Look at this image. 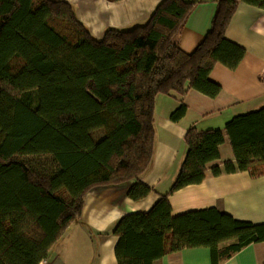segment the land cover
<instances>
[{"label":"trees","instance_id":"1","mask_svg":"<svg viewBox=\"0 0 264 264\" xmlns=\"http://www.w3.org/2000/svg\"><path fill=\"white\" fill-rule=\"evenodd\" d=\"M239 1L264 9V0L218 1L208 35L189 55L181 38L196 4L185 0H164L145 23L108 29L102 40L67 2L0 0V264H41L81 219L94 189L130 184L135 202L153 193L143 178L155 155L157 98H180L171 115L179 122L191 90L210 98L221 93L209 79L212 69L235 70L246 53L226 38ZM226 138L237 161L225 165L228 173L264 174V107L234 117L224 131L191 127L169 194L106 233L118 238V264H156L202 247L220 264L264 242V224L218 208L172 213L169 195L203 183Z\"/></svg>","mask_w":264,"mask_h":264},{"label":"crops","instance_id":"2","mask_svg":"<svg viewBox=\"0 0 264 264\" xmlns=\"http://www.w3.org/2000/svg\"><path fill=\"white\" fill-rule=\"evenodd\" d=\"M74 6L78 21L102 40L108 29H127L145 23L164 0H53ZM196 4L181 38V49L191 55L208 35L221 0H185ZM226 38L245 49L240 65L231 70L222 64L212 69L209 79L222 91L210 98L191 90L183 100L188 106L179 122L171 120L180 98L158 96L155 111L156 148L153 165L143 182L153 193L135 202L131 185L99 188L84 199L81 219L67 229L41 264H118V238L106 235L123 217L149 212L161 196L169 194L187 155L185 136L191 127L199 131H224L234 117L264 107V9L239 1ZM220 158L208 164L205 181L173 192L169 200L174 216L218 208L236 220L264 224V174L254 177L225 165L237 161L228 138L219 148ZM221 174L216 176L214 170ZM234 241L220 246L224 249ZM156 264H213L209 248H191L163 257ZM220 264H264V242L253 243Z\"/></svg>","mask_w":264,"mask_h":264},{"label":"rangeland","instance_id":"3","mask_svg":"<svg viewBox=\"0 0 264 264\" xmlns=\"http://www.w3.org/2000/svg\"><path fill=\"white\" fill-rule=\"evenodd\" d=\"M103 135H104L103 130L98 131V132L95 134V139L99 140V139H101V138L103 137Z\"/></svg>","mask_w":264,"mask_h":264}]
</instances>
